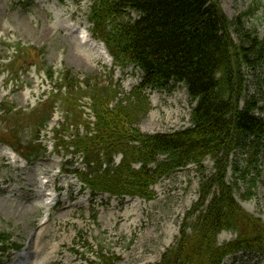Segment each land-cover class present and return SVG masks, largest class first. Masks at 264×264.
Segmentation results:
<instances>
[{"label":"trees","instance_id":"1","mask_svg":"<svg viewBox=\"0 0 264 264\" xmlns=\"http://www.w3.org/2000/svg\"><path fill=\"white\" fill-rule=\"evenodd\" d=\"M261 4L255 0L250 10L229 19L219 0H94L89 16L94 35L106 43L117 64L141 70L142 82L130 96L122 98L116 89L92 85L91 79L82 89L78 77L65 71L60 89L67 91H51V98L41 104L43 113L36 116L35 125L32 123L34 137L23 145L12 131L17 141L1 134L0 141L10 143L30 159L45 154L36 140L61 98L67 126L56 130V137L67 151L73 147L75 154L83 156L87 170L76 172L91 188L150 199L151 186L162 176L191 162L203 168L204 160L211 157L215 172L202 182L199 201L185 221L176 246L156 264H222L240 251L264 255V221L247 212L234 197V187L243 183L247 190L243 196L251 198L261 176L264 119L255 114L262 109L260 98L245 94L248 85L244 72L245 67H264V37L244 22ZM131 12L138 16L134 18ZM232 32L238 34L239 43ZM46 73L53 81L52 69L47 68ZM179 83L197 101L192 126L155 134L135 128L147 111L144 92ZM78 91L91 97L96 121L94 127L86 124V134L76 132L66 140L70 126L83 119ZM241 100H245L243 108ZM1 107L5 115L29 119L8 103ZM118 153L123 159L116 166L113 156ZM235 154L240 162L233 161ZM230 165L233 185L227 181ZM223 230L237 232L238 237L219 246L217 236ZM0 240L9 242V235L0 233ZM98 255L105 263L114 259L105 256L103 250Z\"/></svg>","mask_w":264,"mask_h":264},{"label":"rangeland","instance_id":"2","mask_svg":"<svg viewBox=\"0 0 264 264\" xmlns=\"http://www.w3.org/2000/svg\"><path fill=\"white\" fill-rule=\"evenodd\" d=\"M261 1L260 8L244 22L248 29H256L259 36L264 37V0ZM91 2L0 0L1 135L16 141L19 137L23 145L33 138L32 123L35 125L38 121L36 116L43 113L38 105L60 83V80L55 81L56 85L50 82L40 65L54 68L57 73L70 71L81 80L91 79L92 85L118 84L124 95H128L141 81L140 70L133 66L114 68L93 47L80 44L77 35L67 28L68 23H78L88 30L91 28L87 20ZM220 3L230 18L254 6V0H220ZM132 16L136 18L137 14L132 13ZM232 36L239 43L238 34L232 32ZM24 49L26 53H22ZM244 72L248 80L247 95L259 97L260 106L264 108V67H245ZM154 91H147L148 109L137 124L142 132L171 133L191 126L189 116L194 104L185 85L158 90L159 93ZM81 100L83 108L88 107L89 98ZM177 102L182 106V113L168 117L166 110L176 109ZM3 103L15 107L13 111L24 113L22 116L29 119L5 115L1 107ZM84 110L90 113L88 109ZM257 114L264 118V111ZM62 116V106L58 104L50 123L53 126L49 124L42 134L43 141L49 144V152L34 163H15L4 154L0 144V233L12 235L13 241L21 246V250L12 253L10 259L4 258L3 264H96L92 246L96 252L104 250L106 254L117 255L119 259L113 264H152L160 261L167 249L175 244L185 215L199 197V186L203 180L201 172L195 165H190V168L161 180L153 188L155 197L151 201L132 199L126 202L121 199L116 205L115 218L111 217L108 211L113 208V200L111 202L105 195L93 197L89 192H83L76 176L60 172L64 165L72 169L82 167L80 158L75 159L64 150L60 151V155L50 150L54 139L52 128L61 123ZM87 118L93 119L90 115ZM12 131L17 132V139L13 138ZM232 158L234 162L241 160L238 154ZM51 164L54 165L51 174L58 176L56 184H53L50 175H45ZM214 167L213 159L208 158L204 163L205 175L211 176ZM45 180H49V185ZM228 181L232 185L235 183L232 171ZM42 188L44 192L61 189L59 203L50 212L32 210L33 204L36 206L42 203L41 199H45ZM253 190L254 195L245 198L246 186L239 183L234 188L235 198L242 206L245 205V210L264 221V151L261 176L257 188ZM40 191L43 193L37 197L36 193ZM81 201L85 205L80 207ZM87 201H90L89 206ZM47 216L51 217L50 223L40 229L38 225ZM177 228L178 233H174ZM236 238V232L223 231L217 241L219 245H224ZM223 264H264V258L239 253L227 257Z\"/></svg>","mask_w":264,"mask_h":264},{"label":"bare ground","instance_id":"3","mask_svg":"<svg viewBox=\"0 0 264 264\" xmlns=\"http://www.w3.org/2000/svg\"><path fill=\"white\" fill-rule=\"evenodd\" d=\"M81 35H84V36L81 37L83 39V41L86 40L87 42H91L92 46L97 49V52H96L97 54L106 57L107 52H106L105 48L103 47L102 43L95 41L90 34H87L86 35L85 33H82ZM178 100L179 99H177V101ZM166 113L168 114V117H171V118H173L175 116H179L182 113V106L178 103V106H177L176 109L175 108H172L171 110H166ZM189 117L191 118V115ZM3 148L4 149H7V153L9 155H13L16 158H19L9 148H7V147H3ZM48 167H49V171L47 172V174H45V173H43V174L50 175V178L52 179L53 184H56V182L58 180V176H57V174H51L52 173V168L54 167V165L51 164ZM67 187H70V185H68ZM243 206L245 207V205H243ZM37 209L39 210V206L38 205L35 206L33 204L32 210L34 211V210H37ZM109 215H111V217H114V214H113V211L112 210H111V213ZM117 220H118V218H117ZM174 233H178V228L175 230Z\"/></svg>","mask_w":264,"mask_h":264}]
</instances>
